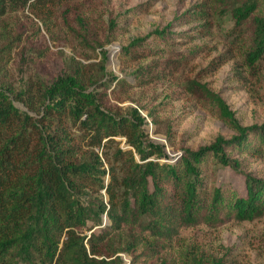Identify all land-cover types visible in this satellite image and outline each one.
I'll return each mask as SVG.
<instances>
[{
  "label": "trees",
  "instance_id": "16d2710c",
  "mask_svg": "<svg viewBox=\"0 0 264 264\" xmlns=\"http://www.w3.org/2000/svg\"><path fill=\"white\" fill-rule=\"evenodd\" d=\"M62 1L0 0V17L24 10L46 17ZM255 9L253 3L232 12L236 27L249 25L252 64L264 56V13ZM167 34L156 33L165 41ZM143 43L131 41L122 55L159 56L160 50ZM104 70L101 64L88 86L79 71L48 84L29 82L19 91L0 85V264H125L121 253L131 257L130 264H155L148 259L158 254L156 247L148 243L137 254L140 239L127 235L125 245L116 246V238L129 229L156 243L171 241L182 228L263 215L264 181L245 176L242 196L213 179L216 167L242 171L246 161L264 162V124L241 126L220 98L194 84L234 134L183 149L169 163L164 146L151 143L145 132L140 108L111 104L124 101L115 88L107 93L111 83L120 89L129 84L112 76L102 81ZM148 73L141 69L134 76L141 80Z\"/></svg>",
  "mask_w": 264,
  "mask_h": 264
},
{
  "label": "rangeland",
  "instance_id": "374dc122",
  "mask_svg": "<svg viewBox=\"0 0 264 264\" xmlns=\"http://www.w3.org/2000/svg\"><path fill=\"white\" fill-rule=\"evenodd\" d=\"M253 3L263 14L264 0H64L46 17L28 10L8 13L0 17V68L5 69L0 85L19 91L29 82L48 84L64 72L79 71L88 86L103 64L107 76L102 81L112 76L129 84L120 89L111 83L107 93L115 88L118 99H124L111 104L139 107L151 143L164 146L166 161L172 163L183 149L196 150L217 136L234 134L194 84L220 98L241 126L264 124V56L252 64L249 25L236 27L232 16L234 9ZM157 32L168 33V39H159ZM135 39L160 50L159 56L122 55ZM141 69L149 73L136 79ZM13 105L25 111L21 102L13 100ZM241 170L216 167L213 181L242 196L245 176L264 181L262 161H246ZM103 223L109 224L105 216ZM127 235L142 241L137 254L148 243L156 247L158 254L148 259L155 264H194L196 259L264 264V213L252 221L182 228L173 240L158 243L128 229L116 238V246H124ZM120 256L130 264L128 254Z\"/></svg>",
  "mask_w": 264,
  "mask_h": 264
}]
</instances>
